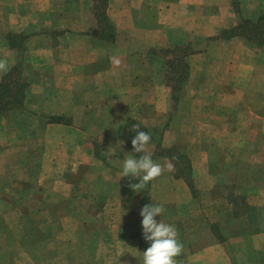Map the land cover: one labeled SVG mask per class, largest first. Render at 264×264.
Segmentation results:
<instances>
[{
    "label": "crops",
    "instance_id": "1",
    "mask_svg": "<svg viewBox=\"0 0 264 264\" xmlns=\"http://www.w3.org/2000/svg\"><path fill=\"white\" fill-rule=\"evenodd\" d=\"M262 11L264 0H0V58L25 85L22 104L0 121V158L26 142L27 165L37 140L38 169L27 181L42 197L33 214L48 215V197L59 199L55 208L72 204L90 244L122 245L124 263L142 264L149 242L139 212L162 204L157 219L174 225L184 245L178 264H264V175L243 178V161L224 152L243 150L237 136L252 131L240 127L243 118L264 120V47L222 35ZM133 124L151 133L146 149L155 162L175 165L141 192L119 179L123 160L139 155ZM211 135L233 136L232 146ZM171 149L187 155L197 192L169 153L158 152ZM228 168L229 182L251 189L254 221L212 202L217 172Z\"/></svg>",
    "mask_w": 264,
    "mask_h": 264
},
{
    "label": "rangeland",
    "instance_id": "2",
    "mask_svg": "<svg viewBox=\"0 0 264 264\" xmlns=\"http://www.w3.org/2000/svg\"><path fill=\"white\" fill-rule=\"evenodd\" d=\"M14 76L16 75L14 74ZM259 101H261V98ZM255 103L253 101L245 106L255 108ZM16 106L13 104L6 108L1 114L3 117H0V121ZM242 120L240 127H244V131L247 128L252 131L249 134L244 132L237 136L238 139L242 138L243 140L241 142V144L243 143V150H226L224 151L226 153L225 158L229 161L232 156L233 158L236 156L241 162L243 161L238 169L240 171L238 174L242 175L243 178L251 175L260 178L264 175V120L252 118H243ZM28 121V119L22 117L18 120L17 126L19 128L23 126L24 130ZM254 131H259L260 134H255ZM233 138L231 135H211V139H215L217 146L227 144V147H231ZM199 139L203 140L202 137H199ZM21 143L23 148H12L10 151L4 152V155L0 158V264H126L123 259L122 245H116L114 246L115 249H112L102 244L98 245L97 243L94 246L93 243H89L92 239L91 231H85L81 227L80 220L76 219L77 216L74 212H71L72 204L68 208L63 206L55 208L54 206L59 199L48 197L47 202L51 203L47 204V209H50L48 215L42 217L33 214L30 209L34 204L35 206L38 205V201L42 196L36 185L33 187L28 186L27 179L33 181L31 177L36 175L39 145L35 138L29 142L28 146L33 148L35 159L29 161L26 165L28 149H25L26 142ZM158 152L162 154L169 153V157L176 162L178 172L185 178L187 187L191 191L197 192V184L194 183L187 155L176 149H171L168 152ZM227 155L231 156L228 157ZM245 162L255 164L248 166ZM232 169L228 168L225 171L219 169L221 172H217L216 184L211 189L215 198H212V202L228 205L234 203L235 205V202L238 203L240 200L234 202V196L242 195L246 201V196L250 195L251 189L248 183L244 182V179L242 183L237 185L229 182L231 179L233 180L235 175ZM201 185L204 188L207 186L206 183H201ZM84 201L87 202L86 198ZM14 202L18 210L12 207ZM85 202H81V204L86 205ZM55 209L57 212H55ZM21 210L26 212L22 214ZM68 211H70L69 215L64 216L63 214ZM238 211L241 212L242 208L240 207ZM257 211H254L255 216ZM78 218H80V215ZM198 220L203 221L202 216L196 219V221ZM35 223L42 227L37 228L38 226ZM95 224L99 226L100 222L96 221ZM34 225L36 228L33 227ZM197 225H199V222L194 224L196 230ZM44 229H47V231ZM108 232L110 235H103L104 238L112 237V232ZM102 233L105 234L106 231L104 230ZM194 233V238L197 240L202 238V236H197L198 232Z\"/></svg>",
    "mask_w": 264,
    "mask_h": 264
},
{
    "label": "clouds",
    "instance_id": "3",
    "mask_svg": "<svg viewBox=\"0 0 264 264\" xmlns=\"http://www.w3.org/2000/svg\"><path fill=\"white\" fill-rule=\"evenodd\" d=\"M112 63L119 67L121 61L113 58ZM10 68L8 60L0 58V78L6 75ZM129 131L135 132L131 139L132 151L139 155H129L123 160L119 179L127 178L130 189L133 192H141L165 171L174 172L175 165L171 161L161 164L152 159V153L146 149L151 140L150 132L140 130L139 124H133ZM134 179H138V182L131 183ZM164 212L162 204H145L140 209L143 239L149 242V246L142 252V264H178L176 258L182 254L184 245L178 239V231L174 225L157 219Z\"/></svg>",
    "mask_w": 264,
    "mask_h": 264
},
{
    "label": "trees",
    "instance_id": "4",
    "mask_svg": "<svg viewBox=\"0 0 264 264\" xmlns=\"http://www.w3.org/2000/svg\"><path fill=\"white\" fill-rule=\"evenodd\" d=\"M222 35L224 37L240 35L258 46H264V12H260L258 16L252 19H244L231 29L223 30ZM18 79L20 80L18 72L12 70L4 76L2 83H0V116H2L1 114L10 105L12 106L14 104L16 106L15 104L21 105L22 103L25 85L17 81ZM233 199L234 202L239 200L240 202H235V205L234 203L232 204L233 206L231 205L229 215L231 217H240L243 215L254 221L256 218L254 207L250 206L242 195L234 196ZM238 204L242 208L241 212L238 211L240 208ZM212 229L215 230L214 225H212ZM216 234L218 235L217 231Z\"/></svg>",
    "mask_w": 264,
    "mask_h": 264
}]
</instances>
